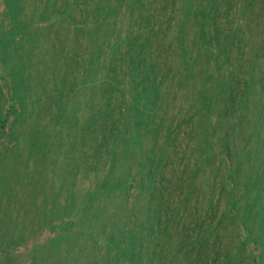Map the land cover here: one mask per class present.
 <instances>
[{"label":"rangeland","instance_id":"obj_1","mask_svg":"<svg viewBox=\"0 0 264 264\" xmlns=\"http://www.w3.org/2000/svg\"><path fill=\"white\" fill-rule=\"evenodd\" d=\"M117 2L0 0V264H47L44 259L51 260L49 264H89L91 253L81 256L70 234L87 232L88 223L83 219L71 227L69 215L84 205L88 189L86 166L81 169L71 146L93 113H97L94 130L110 127L119 153L128 136L145 135L136 151L150 145L155 136L161 146L167 145L170 154L165 159L177 166L181 185L176 194L166 193L171 206L164 213L165 233L154 264H264V0H149L145 12L133 16L129 0L125 1L116 14L121 33L127 34L131 17L143 15L154 22L161 12L164 16L174 10L171 29L168 24L162 29L168 44L186 49L183 55L191 59L203 49L212 50L213 40L227 59L216 56L209 64L207 60L198 64L201 71L215 72V66L221 65L224 72L209 80L204 77L201 85L184 81L186 87L178 88L183 91L174 90L159 112H151L155 108L148 92L137 100L145 83L136 85L128 77L113 83L111 90L105 87L102 94L83 92L84 13L88 10L94 16L100 6ZM193 12H205L200 24L205 33ZM108 22L110 26L113 19ZM175 59V66L183 68V57ZM114 87L119 91L110 106L107 98ZM187 87L195 89L194 96H187ZM199 92L212 95L216 109L209 111L205 98L197 102ZM164 115L175 118L173 127L159 128L142 120ZM211 132L212 142L224 153L221 164L208 166ZM230 132L240 136L234 147L226 148L225 136ZM142 157L134 153L125 160L135 170L142 168ZM117 201L120 205L109 208V218L99 207L89 214L102 216L94 233L108 224L116 238L113 248L126 226L124 201ZM134 217L131 225L138 224L146 236L144 226L153 224L148 214L141 212L139 221ZM144 247L148 255L154 248ZM70 250L75 253L69 260ZM98 256L105 261L109 256L103 241ZM114 264L120 263L116 259Z\"/></svg>","mask_w":264,"mask_h":264},{"label":"trees","instance_id":"obj_2","mask_svg":"<svg viewBox=\"0 0 264 264\" xmlns=\"http://www.w3.org/2000/svg\"><path fill=\"white\" fill-rule=\"evenodd\" d=\"M125 1L120 0V3L117 2L112 7L110 5L100 6L94 16L90 15L91 13L88 10L84 13L87 29H83L82 31H84L83 37L86 46L81 55V63L85 68L82 72V81L80 83L84 86V94H89L90 91L92 95L93 93L102 94L105 87L109 86L111 90L113 83L120 84L123 79L128 77L129 81H135L136 85H143L145 83L142 86L145 91L144 93L137 92V100L139 96L148 92L150 99L153 101L152 106L155 108L151 112H159V108L162 109L161 107H163L162 102L169 99L174 90L186 87L184 81H187V83L194 81L196 84H200L199 80H204V77H207L209 80L216 75L222 76L224 66H215V72H210L211 68L207 72L206 70L201 71V67L198 68V64H206V60L209 64L216 56L222 57L227 62L225 56L219 53L220 47L216 48V45L212 44L213 40H210L212 50L207 51L203 49L200 56L191 59L185 58L187 53L183 55L186 49L178 50L173 48L172 43L168 44L166 42V35L162 34V29L164 28V24H168V29H171L169 27H172L171 23L174 21L172 19V16L175 14L174 10L170 13L168 11L165 12L164 16L161 12L157 16V19L155 17L152 19L154 22H150L143 15H138L136 18L131 17L129 19L130 25L127 34L126 32L121 33L118 25H116L117 20L120 22V18L116 14H118L119 8L122 9L124 4H126ZM148 2L149 0H129L132 16L140 11L145 12ZM112 11L113 16H111ZM192 16L195 19V23L200 26L206 14L205 12H193ZM109 18L113 19L110 26H108L110 23L108 22ZM202 27L201 32H203ZM162 45L163 50H161ZM175 57L178 59L183 57V68L175 66L177 62ZM228 57L230 59V56ZM183 89L178 90L183 91ZM187 89H185L186 93H189L187 96L189 97L190 94L194 96L195 89L190 90L188 87ZM118 91L114 87L112 94H109L110 96L107 99L110 106L115 104L113 95ZM215 91L217 94V90ZM121 93L123 94V92ZM204 98L206 99L205 104L207 103L209 111L216 109V106L213 104L212 95L207 94V92L206 94L205 92L204 94L199 92L197 102H204ZM123 100L124 98L121 97L120 102H123ZM169 110L170 108L164 109L165 112H170ZM95 114L97 113L90 115V120H87L83 127L76 132L74 144L71 146V149H75L78 153L76 159L81 161V169L84 165L85 170L86 166L84 176L87 174L88 179V189L84 205L77 210L72 209V217L68 214L71 218L69 220L71 227H74L77 224L76 222L81 224L84 219L88 223V225H85L88 231L80 234V231L76 230V234L70 230V234H74L75 236L71 243L78 245V252L81 253V256L91 253L87 256L89 264H114L116 259L120 264H126V260L128 264H142L140 258L144 256L143 251L146 256L144 264H154L152 259L154 261V258H157L160 254L161 246L159 243L162 240V234L165 233L162 231L166 222L164 213H168L171 206L166 193L176 194L181 185L180 179L176 178L178 173L177 166L172 167V161L165 159V154H170L165 151L167 145L164 142L163 146H161L162 142H160V139H156L155 136L151 138L150 145L140 146L138 151H136V147L140 144L141 139H144L145 135L140 136L139 134L135 138L128 136L129 139H127L126 144L122 143L123 151L119 153V150L115 149L114 143L116 137L114 131L111 132L110 127L108 131L94 130L92 122L96 117ZM141 115L142 113L137 117V125H140ZM149 117L144 120L145 116H143V123L145 121L147 123L151 122V124L154 123L159 128L165 125H167V128H171L175 123V118H171L170 115L155 117L153 119ZM212 132L209 133V136L207 135L209 154L206 159V165L208 166L209 164L213 166L217 162L221 164L224 153L223 149H219L212 142ZM239 136L231 132L226 135V148L234 147L236 145L235 140L239 139ZM85 147L86 150H82ZM235 152L237 153V149ZM134 153L140 154L141 157L142 155L146 156L141 159L142 168L140 169L134 170L129 163H126L125 157L127 159V157ZM231 190L235 192V188L232 187ZM118 198L123 199L124 207H126V226L123 229L124 232L121 238H118L117 247L113 248L112 242L116 238L113 237L112 231L110 232L109 228H107L108 224L104 223L102 231L94 233V228H97L102 216L99 219V215L96 214L93 217L92 215L89 216V214L91 211L95 213L97 207H99V212H103L104 215L108 214L110 207L120 205L117 201ZM152 204H154V207H152ZM136 212H139V214L134 217ZM141 212L148 214L147 220L153 222V224L148 222V226H144L148 232L146 236H142V231H140L141 228L138 224L136 226L133 222V225H131L133 217L136 221L140 220ZM107 218H109V214ZM162 221H164L163 225H161ZM127 225H130L128 226L129 228ZM142 240L143 243H141ZM101 241L104 242V249L109 254L107 261L103 259L107 255L96 257V250L99 249ZM106 243L112 246L111 252L114 251L115 259L111 257L109 253L110 247ZM144 244L154 247L149 255L146 252ZM72 250L69 252V260L72 259V255L75 253ZM44 261L47 264L52 262L46 259ZM65 264H72V262Z\"/></svg>","mask_w":264,"mask_h":264}]
</instances>
